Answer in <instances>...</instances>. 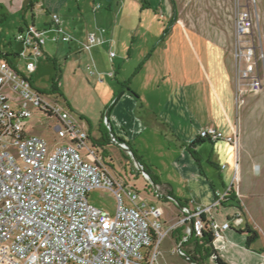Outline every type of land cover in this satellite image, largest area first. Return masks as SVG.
Wrapping results in <instances>:
<instances>
[{
	"label": "built area",
	"instance_id": "built-area-1",
	"mask_svg": "<svg viewBox=\"0 0 264 264\" xmlns=\"http://www.w3.org/2000/svg\"><path fill=\"white\" fill-rule=\"evenodd\" d=\"M252 29L250 12L240 11L234 23V58L241 64V77L257 92L264 80L257 73L263 54L258 45L244 40ZM105 33V28L87 33L82 50L104 42ZM46 38L75 40L64 32L57 14L49 13L45 26L26 25L15 34L18 50L0 51V264H152V250L165 234L163 210L150 197H158L159 187L144 173L139 172L145 180L141 188L111 175L81 120L33 87L30 60L43 53ZM108 56L111 61L115 53ZM33 109L56 121L53 135L59 141L30 131L33 125L28 128L27 121ZM197 136L234 144L233 136L214 127L201 129ZM118 146L129 154L126 144ZM96 188L114 194L113 213L89 204L88 192ZM226 191L207 207H180L179 222L187 226L180 244L192 233L200 237L205 228L213 241L222 239L230 223L206 214L218 207ZM232 220L235 225L243 221L239 214Z\"/></svg>",
	"mask_w": 264,
	"mask_h": 264
},
{
	"label": "crops",
	"instance_id": "crops-1",
	"mask_svg": "<svg viewBox=\"0 0 264 264\" xmlns=\"http://www.w3.org/2000/svg\"><path fill=\"white\" fill-rule=\"evenodd\" d=\"M155 1L158 8L165 11L162 22L158 16L147 12L154 2L146 0H140L139 4L132 0L116 1L110 20L105 16L104 27H101L106 29L104 42L87 51L95 57V67L99 70L109 69V65L101 64V59L108 57L111 67L108 76L115 85L111 87L104 84L103 79H95L93 87L103 104H107L108 122L105 121L109 130L139 154L141 162L161 182L158 187L162 193L170 190L174 197L185 202L184 205L206 207L223 194L241 172L234 144L204 140L191 149L194 155L189 150V144L202 128L214 127L224 136H235L236 91L228 49L220 30L206 31L194 22L189 23L181 16L175 0ZM34 4L33 0H28L31 9ZM154 19L160 24L152 29ZM60 25L67 30L63 22ZM98 26L94 24L93 31L86 30L81 35L73 32L75 40L72 42L53 41L61 43L64 47L58 45L68 52L74 48L80 53L84 51L81 43L86 34L97 32ZM127 39L130 43L126 47ZM231 44L234 47L233 42ZM10 46H14L10 51L19 48L17 43ZM107 50L108 53L114 50L111 61ZM0 51L7 49L0 48ZM78 117L91 140L99 138L93 136ZM142 141L146 143L145 148L154 144L155 159L141 152ZM254 170L256 174L261 172L256 166ZM256 196L251 192L250 199ZM220 203L206 214L218 223H230L222 239L213 241L218 255L227 264H264V216L260 223L250 208L242 205L237 208L235 202L226 197ZM229 208L232 211L227 212ZM238 213L242 214L243 221L235 225L232 219ZM219 215L221 221L217 219ZM246 224L258 234L249 248L245 246L246 234L240 231ZM172 238L175 241V237Z\"/></svg>",
	"mask_w": 264,
	"mask_h": 264
},
{
	"label": "rangeland",
	"instance_id": "rangeland-1",
	"mask_svg": "<svg viewBox=\"0 0 264 264\" xmlns=\"http://www.w3.org/2000/svg\"><path fill=\"white\" fill-rule=\"evenodd\" d=\"M33 1L35 2L34 8L31 9L27 5L28 0H17L16 2L15 0H0V48L7 50L14 48V46H10V43L16 45L14 36L26 25L32 24L37 28L45 26V22L48 23L49 20V17L47 18L45 15L47 8L49 13L57 14L59 23L63 22L64 26L67 27L68 31L63 29L64 32L72 36L73 32L81 35L86 30H92L94 24L101 28L104 20H106L104 19L105 16H107L108 21L110 20L111 14L116 8V1L119 0ZM132 1L139 4L140 0ZM146 1L154 2L153 8L147 12L154 17L158 16L157 19L162 22V15L165 11L158 8L155 0ZM175 2L176 7L181 10V16L189 23L194 22L199 28H204L206 31L220 30L219 32H222L224 45L228 49L236 91V133L233 140L238 151V162L241 166L240 178L235 176L231 185L234 189V195L236 194V197L239 198L237 199L239 207L242 205L245 209L250 208L256 220L261 223L262 216H264L262 213L264 210V80L261 89L257 92L250 89L249 80L241 77L239 71L241 64L237 63L234 58L235 48L231 43L233 42L234 46L238 43V38L233 33V22L235 23L240 11L248 10L253 19V33L244 40L260 47L259 50H261L263 58L259 63L257 73L260 77H264V0H175ZM157 19H154L155 25L152 26V29L160 24ZM135 21L138 22V18ZM126 43L125 46L127 47L130 39H127ZM58 44L63 46L61 43L54 42L53 39L46 38L44 53L36 59L30 60L34 63L30 73L33 87L44 95L46 101L56 103L58 107L70 112L73 116H80L84 125H87L85 127L90 128L93 136L100 137L101 132L105 133L109 130L105 121L107 104H103L97 96L93 84L95 79H103L104 84H109L111 87L115 85V81L108 76V70L111 71L108 57L107 59L102 58L101 64L104 67L109 65V69L99 70L95 67V57L89 51L84 50L79 53L72 48L68 52L66 48H63L64 46L60 47ZM53 57H55V61ZM19 64L20 68L24 69V62H19ZM90 71L93 74H90ZM53 79L57 80L58 93H50ZM32 112L31 118L27 121V127L30 128V125H33V129L29 130L51 139L53 142L59 141L57 138L54 139L55 136L53 135L56 121L37 109H33ZM109 135L111 140L109 143L106 141L99 145L94 143L98 138L92 141V144L97 146V155L104 161L106 160L111 175L141 188L144 186L145 180L137 171L129 154L118 146V143L124 142H118L113 134L109 133ZM112 140H115L116 143ZM156 140L161 142L160 139L156 138ZM141 145L144 147L141 148V152L155 159L156 148L154 144H147L148 146L145 148L146 143L142 141ZM135 154L139 157V154ZM255 166L260 168L259 174H256ZM157 192V198L150 197L163 210V231L165 234L161 237L155 250H152L156 254L152 264H196L184 258L183 255L186 254L182 250L180 242H176L172 238L171 233L176 227L184 226V231L187 227L186 224L179 222L181 206L176 201L171 202L174 206L166 203L167 199L160 198L165 193H162L160 188ZM251 192L257 195L253 200L250 199ZM87 200L92 206L110 213H113L116 207L115 196L107 189L96 188L89 191ZM220 205L219 202L218 206ZM230 211L232 209H227V212ZM239 215L242 217V214ZM222 217H224L223 214ZM217 219L221 221V215ZM179 249L182 253L178 252ZM206 264H214L212 257L207 260Z\"/></svg>",
	"mask_w": 264,
	"mask_h": 264
},
{
	"label": "trees",
	"instance_id": "trees-1",
	"mask_svg": "<svg viewBox=\"0 0 264 264\" xmlns=\"http://www.w3.org/2000/svg\"><path fill=\"white\" fill-rule=\"evenodd\" d=\"M164 32H166V28L164 29ZM50 93H58L57 80H54V79L52 80V83L50 86ZM107 122H108V119H107ZM109 133L112 134L111 130H108V132L106 131L105 133L101 132L100 137L98 139H96L94 143H96L98 145L101 144V142H103V141H106L107 143H109L111 141ZM113 137L118 142H122L119 138L115 137L114 135H113ZM202 141H204V139L197 137L194 141H192L189 144V150H190V153L192 155H194V152L191 151V149L196 144H198ZM128 148L131 150L134 157H136L137 160L140 162V164L143 167V170L146 172V174L148 175V177L150 178L152 183L155 185H159L161 182L159 181L158 177L156 175H154L153 173H151V171L149 170V167L140 161L139 157L136 156L135 152L131 149L130 146H128ZM164 193L165 194L160 196V198H163L166 200V197L170 196L173 199H175V201L178 203V205L182 206L185 204L184 201L180 200L179 198L174 197L170 190H166ZM225 197L227 199L234 201L235 206L237 208H239V204H238L239 202H238V200L235 199L234 189H233L232 185L230 187H228L226 194H225ZM202 217L204 218V216H202ZM183 229H184V226H179V227H176L172 231L171 234H172V236L175 237L176 242H180L181 237L183 236L181 234ZM240 231L244 232L246 234L245 246L247 248H249L250 244L254 240H256V238L258 237L257 232L255 230H252L249 227V225H247V224L245 225L244 229H242ZM181 248L184 251V253L186 255H188L190 262H193L196 264H206L207 260H209V258L212 257L214 264H227L216 252V249L214 248V245H213V234L207 228L202 230V234L198 238L195 237L193 233L188 235L187 240L184 242H181Z\"/></svg>",
	"mask_w": 264,
	"mask_h": 264
},
{
	"label": "water",
	"instance_id": "water-1",
	"mask_svg": "<svg viewBox=\"0 0 264 264\" xmlns=\"http://www.w3.org/2000/svg\"><path fill=\"white\" fill-rule=\"evenodd\" d=\"M112 141H113L114 143H116L115 140H112ZM127 150H128V152H129V156H130V157L132 158V160L134 161V163H135V165H136V168H137L138 172L146 174V172L143 170L142 165H141L140 162L137 160V158L134 157V155L132 154L131 150H130L129 148H128ZM179 251L181 252L180 249H179ZM183 256H184V258H185L186 260L189 261V257H188L187 255H183Z\"/></svg>",
	"mask_w": 264,
	"mask_h": 264
},
{
	"label": "bare ground",
	"instance_id": "bare-ground-1",
	"mask_svg": "<svg viewBox=\"0 0 264 264\" xmlns=\"http://www.w3.org/2000/svg\"><path fill=\"white\" fill-rule=\"evenodd\" d=\"M203 129V128H202ZM217 130V129H216ZM208 141V140H207ZM218 141V140H217ZM214 142H216V141H214ZM229 144H231V143H229ZM179 251V250H178Z\"/></svg>",
	"mask_w": 264,
	"mask_h": 264
}]
</instances>
